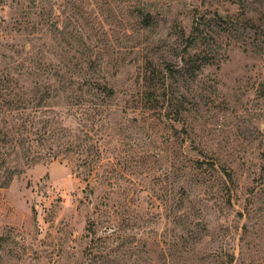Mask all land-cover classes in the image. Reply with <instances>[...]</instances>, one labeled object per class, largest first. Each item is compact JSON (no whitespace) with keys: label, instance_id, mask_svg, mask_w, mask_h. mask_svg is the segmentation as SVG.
I'll return each instance as SVG.
<instances>
[{"label":"rangeland","instance_id":"rangeland-1","mask_svg":"<svg viewBox=\"0 0 264 264\" xmlns=\"http://www.w3.org/2000/svg\"><path fill=\"white\" fill-rule=\"evenodd\" d=\"M23 123L72 148L0 187V264H264V0H0Z\"/></svg>","mask_w":264,"mask_h":264},{"label":"trees","instance_id":"trees-1","mask_svg":"<svg viewBox=\"0 0 264 264\" xmlns=\"http://www.w3.org/2000/svg\"><path fill=\"white\" fill-rule=\"evenodd\" d=\"M249 21L251 22L253 19L250 18ZM8 66L6 65L5 68L8 69ZM82 82L78 83V89L83 93L92 95V91L94 92L96 90L99 93L105 94V98L111 99L113 97V90L107 84L96 83L90 80ZM74 84L75 82L71 81L69 86L72 87ZM54 91L56 93L53 95L47 93L42 94L40 100L43 102L46 100L48 104H54L59 96V90L54 89ZM40 93V87L35 85L34 98L40 95ZM3 135L6 139L5 144L8 145L3 147L4 152H0V187L9 186L18 173H23L26 168L39 164L45 158L49 160L58 158L59 154L63 152L62 149L66 148L64 143H55L57 140L55 139L56 135L53 131L47 129L37 131L36 129H31L25 123L17 131L6 132ZM42 145L46 147L42 148ZM71 148L72 145L70 144L68 149L66 148L65 150L68 151ZM43 150H45L44 155H42ZM78 151L79 154L83 152L81 150Z\"/></svg>","mask_w":264,"mask_h":264}]
</instances>
